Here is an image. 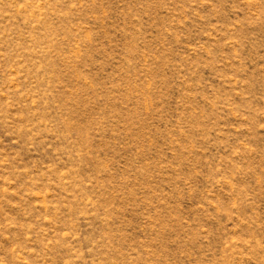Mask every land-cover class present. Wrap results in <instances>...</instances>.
Masks as SVG:
<instances>
[{"label": "rangeland", "instance_id": "1", "mask_svg": "<svg viewBox=\"0 0 264 264\" xmlns=\"http://www.w3.org/2000/svg\"><path fill=\"white\" fill-rule=\"evenodd\" d=\"M0 264H264V0H0Z\"/></svg>", "mask_w": 264, "mask_h": 264}]
</instances>
